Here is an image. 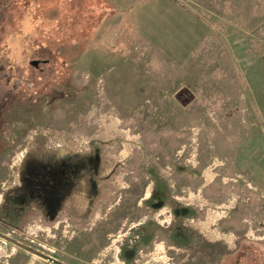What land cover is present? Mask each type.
I'll return each mask as SVG.
<instances>
[{"label":"rangeland","instance_id":"374dc122","mask_svg":"<svg viewBox=\"0 0 264 264\" xmlns=\"http://www.w3.org/2000/svg\"><path fill=\"white\" fill-rule=\"evenodd\" d=\"M263 127L264 0H0V233L25 247L167 264L174 198L178 262L264 264V230L223 225L264 188ZM0 264L53 263L0 238Z\"/></svg>","mask_w":264,"mask_h":264},{"label":"flooded vegetation","instance_id":"af4514ba","mask_svg":"<svg viewBox=\"0 0 264 264\" xmlns=\"http://www.w3.org/2000/svg\"><path fill=\"white\" fill-rule=\"evenodd\" d=\"M31 162H32V166L33 167H37V164H35V160H33ZM50 162H53L52 158L50 159ZM54 162H56V161H54ZM61 162H63V160L58 162V166H60V167H62V163ZM49 165L50 164L47 163V164H45L44 166H41V167L50 170L51 169V165H50L49 168H47ZM79 168H80V166L76 167V169H79ZM64 192L65 193L67 192L66 188L64 189ZM62 199H63V194H60V195L57 196V201H56L57 207H59L61 205L60 201H62ZM166 202L172 207L171 208L172 213H170L171 216H172V221L168 222L167 226H165V227L167 228L166 230L168 231V233H167L168 238H169L168 240L173 243L172 246L168 247L169 249H172L173 252L170 253L172 256L168 258L169 260H168L167 264H176L175 262H178V258L175 256L177 254L174 251L177 250V252H178V250H180V247L182 245L188 246V245H190V243H188L189 238L187 236L181 234V229L178 226V222H179L178 220L180 219V215L181 214H180V210H179L180 208H179L176 200L174 198H172V201H171V199L168 198L166 200ZM163 206H164V203L163 204H156L152 209H150V211L148 212L147 216H145V219H144V221L142 223L143 229H144V232H145V235H144L145 244L143 245V248L141 249V253H145V252H147L148 250H151V249L156 250V246H154L155 243L153 242V238H155L157 240L158 239V235H155V234L153 235V232L151 231V226H150L149 222L151 221V219H153V220L155 219V215H158V217H164L163 214H159L158 213V211L161 210V208H163ZM155 221L157 222V220H155ZM166 221H167L166 218H164V222H166ZM162 231L163 230H161V232ZM167 231H165L164 233H166ZM200 243H201V245H207V243H211V241H209L206 238H204L203 241H201ZM176 246H178V249H175ZM208 248H210V247L207 246L206 251L208 250ZM193 250H196V249H193ZM201 252L202 253H194V258L192 259V261L189 262V260H188V261H183V262H188L189 264H191V263L196 262L197 259L198 260H202V258H205L206 255H204L205 253L203 252V250H201ZM153 254H154L153 252H148V253H145V256L147 258H149ZM198 254H199V256H198ZM151 259H154V261H155V262H153V264H155V263L157 264L158 263V261L154 257H152ZM160 263L161 264H166L164 262L163 263L160 262ZM181 263L182 262L179 261L177 264H181Z\"/></svg>","mask_w":264,"mask_h":264},{"label":"crops","instance_id":"0c3cea01","mask_svg":"<svg viewBox=\"0 0 264 264\" xmlns=\"http://www.w3.org/2000/svg\"><path fill=\"white\" fill-rule=\"evenodd\" d=\"M259 170L261 172L262 167L259 166ZM252 174H254V170ZM245 190L247 192L242 196L243 202L238 207L236 216L230 219L231 209L228 207L225 209L227 210L228 216L223 221V225L227 222L226 224L228 226L231 225L233 227L232 229L237 231L242 242L250 241L253 238L261 239L258 232L264 230V188L260 185L253 186L250 182H247Z\"/></svg>","mask_w":264,"mask_h":264},{"label":"water","instance_id":"95a60500","mask_svg":"<svg viewBox=\"0 0 264 264\" xmlns=\"http://www.w3.org/2000/svg\"><path fill=\"white\" fill-rule=\"evenodd\" d=\"M0 238L6 240V241H8V242H11V243H13V244H16V245H18L19 247L25 249L26 251H28V252H30V253H32V254H34V255H37V256H39L40 258L45 259L46 261H48V262H50V263H53V264H64V263H62V262H60V261H58V260H56V259H54V258H52V257H50V256H47V255H45V254H43V253H40V252H37V251H35L34 249H32V248H30V247H25V246L19 244L17 241H15V240L9 238L8 236H6V235H4V234H2V233H0Z\"/></svg>","mask_w":264,"mask_h":264}]
</instances>
